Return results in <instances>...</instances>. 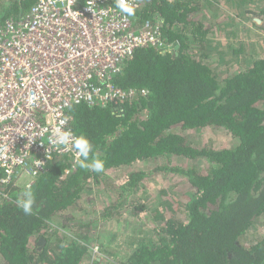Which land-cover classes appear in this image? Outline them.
I'll return each instance as SVG.
<instances>
[{
    "label": "trees",
    "instance_id": "16d2710c",
    "mask_svg": "<svg viewBox=\"0 0 264 264\" xmlns=\"http://www.w3.org/2000/svg\"><path fill=\"white\" fill-rule=\"evenodd\" d=\"M36 2L4 0L0 27L26 19ZM201 2L140 0L133 7L137 26L162 22L161 37L172 49L137 50L114 78L117 87L144 95L138 100L110 108L80 104L67 111L75 135L93 146L87 162L95 155L104 161L103 172L57 157L30 188L3 189L0 182V264H103L90 258L99 224L121 220L124 213L143 222L146 207L129 199L149 173L126 176L117 199L101 215L87 220L70 212L81 208L92 187L111 182L116 171L171 158L191 163L156 169L185 178L194 190L186 203H176L183 217L175 218L179 212L172 200L163 201L169 217L158 209L153 216L164 224L147 235L133 223L126 255L109 264H264V236L247 239L264 219V56L242 66L237 46L214 45L209 36L219 28L199 17ZM246 2L225 1L230 30L236 20L230 14L238 16ZM258 16L264 22V5ZM207 128L228 131L234 145H195L191 132ZM25 191L33 194L31 215L17 203ZM41 238L46 243L39 251Z\"/></svg>",
    "mask_w": 264,
    "mask_h": 264
},
{
    "label": "built area",
    "instance_id": "2783aa9c",
    "mask_svg": "<svg viewBox=\"0 0 264 264\" xmlns=\"http://www.w3.org/2000/svg\"><path fill=\"white\" fill-rule=\"evenodd\" d=\"M161 28L160 20L137 26L115 0H37L26 19L0 27L3 189L30 188L57 157L77 164L74 150L59 151L48 141L55 128L77 138L67 117L71 107L110 108L144 96L117 87L114 78L137 50L172 49Z\"/></svg>",
    "mask_w": 264,
    "mask_h": 264
},
{
    "label": "rangeland",
    "instance_id": "374dc122",
    "mask_svg": "<svg viewBox=\"0 0 264 264\" xmlns=\"http://www.w3.org/2000/svg\"><path fill=\"white\" fill-rule=\"evenodd\" d=\"M2 5L4 0H0ZM202 4V20L205 22H209L212 25V28L215 27L219 30V38L215 35L214 32V40H212L213 44L217 43H227L236 40L239 37V41L237 42V46H240L238 50L240 51V64L245 66L252 62V59L263 56L264 54V31L254 28L255 31L249 34L245 28L239 27V29L230 30L227 28V7L228 4L225 3L226 0H201ZM264 5V0H248V2L244 3L242 8L237 10L238 16L235 14L233 17H239L242 22H246L251 24V20L260 19L259 13L260 8ZM220 11L215 16L214 13ZM235 15V16H234ZM249 19H246V18ZM263 21V20H262ZM220 24V26H219ZM214 25H216L214 27ZM248 26V25H247ZM261 26V25H260ZM264 27V23L262 26ZM225 38L223 42L222 39ZM217 65V63H215ZM219 66V65H218ZM224 68V64H221ZM218 68V67H217ZM220 69V68H219ZM232 69V68H231ZM230 69V70H231ZM223 70V69H222ZM222 70H220L222 72ZM177 131H180L179 129ZM191 136H193V143L199 147H212L214 149H223V148H231L234 145V140L230 133L224 129H203L198 132H191ZM172 164L173 166H184L188 167L191 163H187L184 159L171 158L166 160H155L148 163L134 164L130 168H126L124 170H118L114 174H112L111 182L108 184H100L99 186L91 185V191L87 193L85 196V200L81 208L77 211L70 212L75 217L91 219L99 214L101 215L102 211L108 208L116 199L117 194L120 189V185L123 179L128 176L131 172L134 171H144L148 172L149 175L143 180L140 187L136 189L133 195L130 196V201L139 203L143 205L147 209V213L144 215L143 222L139 223L137 219L131 216V213H128L118 220H112L108 223L101 222L99 233L96 234V242L91 245V253L90 258L97 259L103 261V264H109V261H116V258H122L125 254L126 249L129 247V237L132 234V226L133 223L139 224V228H143L144 233L150 235L152 230L155 227H158L162 223H158L154 218V213L158 209L159 212L166 217H169L168 211L161 206V203L166 200H172L173 208H177L179 214L175 218L181 220L179 216L184 215L183 207H177L176 203H180L181 205L187 202L188 196L194 192L189 182L180 176L171 173H163L159 172L156 169L162 164ZM118 190V191H117ZM172 206V205H171ZM182 208V209H181ZM264 219L260 222L256 223L254 228L248 234V240L254 241L258 237L264 236ZM141 228V229H142ZM55 230H52L50 233L53 234ZM65 232V231H64ZM63 232V233H64ZM49 233V234H50ZM67 235L72 236L73 234L68 233ZM47 235L53 240H55L53 235ZM58 237H61L57 234ZM62 238V237H61ZM109 253H112L110 255ZM1 261V257H0ZM90 264V263H84Z\"/></svg>",
    "mask_w": 264,
    "mask_h": 264
},
{
    "label": "clouds",
    "instance_id": "9594fccd",
    "mask_svg": "<svg viewBox=\"0 0 264 264\" xmlns=\"http://www.w3.org/2000/svg\"><path fill=\"white\" fill-rule=\"evenodd\" d=\"M116 7L122 14L132 16L135 14V9L126 3V0H115ZM47 131V130H46ZM49 144L59 151L74 150L76 153V162L80 167L88 168L96 173L104 171V161L93 156L91 162H87L89 154L92 152L93 146L89 140L83 136L73 138L70 131H62L61 128L52 130L48 138ZM83 157V159H81ZM18 205L22 208L25 215L32 214V206L34 203L33 194L30 191H25L21 194V198L17 200Z\"/></svg>",
    "mask_w": 264,
    "mask_h": 264
},
{
    "label": "crops",
    "instance_id": "0c3cea01",
    "mask_svg": "<svg viewBox=\"0 0 264 264\" xmlns=\"http://www.w3.org/2000/svg\"><path fill=\"white\" fill-rule=\"evenodd\" d=\"M220 11H218V12H216V13H219ZM215 14V13H214ZM236 18V20H235V22H233V24H235V26H233L234 28H236V29H239V27H243V28H245L247 31H249V34L250 33H252V31H255V29H254V27H253V25L252 24H249V23H246V22H242V20H240L239 19V17H235ZM260 20V19H259ZM253 23H255L257 26H260V25H258L254 20L252 21ZM261 22L262 23H264L262 20H261ZM207 24H210L208 21H207ZM227 25V28H231L230 27V24L229 23H226ZM248 25V26H247ZM219 26H220V24H219ZM261 26H262V24H261ZM260 26V27H261ZM211 27H212V25H211ZM234 30V29H233ZM232 31V30H231ZM216 35V37L217 38H219V33H215ZM210 38H212V40H214V35L213 34H211L210 36H209ZM222 41L224 42L225 41V38H223L222 39ZM239 41V37H237L236 38V40H234V43H233V41H231V42H229V43H227V45H234L235 47L237 46V42ZM225 44V43H224ZM223 43L221 44H219V43H215L214 45H223V46H227V45H224ZM240 46H237V48H239ZM237 52L238 53H240V51L237 49ZM263 56H264V54H263ZM261 57V56H260Z\"/></svg>",
    "mask_w": 264,
    "mask_h": 264
},
{
    "label": "water",
    "instance_id": "95a60500",
    "mask_svg": "<svg viewBox=\"0 0 264 264\" xmlns=\"http://www.w3.org/2000/svg\"><path fill=\"white\" fill-rule=\"evenodd\" d=\"M254 21H255L258 25H261V24H262L261 20H259V19H254ZM45 243H46V241H45L43 238H41V239L38 240L37 245H38V246L40 247V249H41V250H39V251H42V249H43L44 246H45Z\"/></svg>",
    "mask_w": 264,
    "mask_h": 264
}]
</instances>
